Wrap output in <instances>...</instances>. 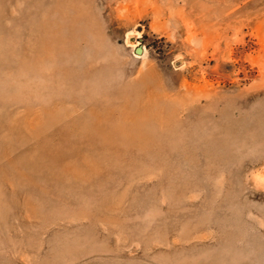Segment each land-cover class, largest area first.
I'll list each match as a JSON object with an SVG mask.
<instances>
[{
	"label": "rangeland",
	"instance_id": "1",
	"mask_svg": "<svg viewBox=\"0 0 264 264\" xmlns=\"http://www.w3.org/2000/svg\"><path fill=\"white\" fill-rule=\"evenodd\" d=\"M0 264H264V0H0Z\"/></svg>",
	"mask_w": 264,
	"mask_h": 264
},
{
	"label": "water",
	"instance_id": "2",
	"mask_svg": "<svg viewBox=\"0 0 264 264\" xmlns=\"http://www.w3.org/2000/svg\"><path fill=\"white\" fill-rule=\"evenodd\" d=\"M136 51L137 53L141 54L143 52V49L141 47H138Z\"/></svg>",
	"mask_w": 264,
	"mask_h": 264
}]
</instances>
